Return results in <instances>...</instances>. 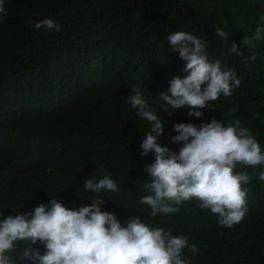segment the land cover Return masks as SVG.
Returning a JSON list of instances; mask_svg holds the SVG:
<instances>
[{
	"label": "trees",
	"instance_id": "obj_1",
	"mask_svg": "<svg viewBox=\"0 0 264 264\" xmlns=\"http://www.w3.org/2000/svg\"><path fill=\"white\" fill-rule=\"evenodd\" d=\"M0 17V211L31 213L55 199L70 209L105 199L102 211L122 226L131 216L152 227L184 235L199 251L184 250L191 264H264V181L259 166L238 164L247 172L248 213L226 228L193 198L171 215L151 217L139 199L152 182L144 169L140 144L150 122L127 103L133 87L164 123L161 146L172 143L176 123H189L176 110L161 109L159 94L174 77L183 78L186 62L173 51L168 36L185 31L207 42L210 61L220 59L241 81L222 119L239 120L264 151V40L254 41L256 59L243 38H251L264 17V0H3ZM52 19L60 31L35 29ZM228 33V40L215 35ZM232 42L243 56L231 52ZM235 108L236 111H232ZM210 121H207L208 123ZM155 157L151 154V160ZM135 162V168L131 166ZM151 162V163H152ZM150 165V164H149ZM110 175L119 187L112 193L87 192L84 181ZM18 244V251L27 247ZM40 253L45 251L41 247ZM15 258V257H14Z\"/></svg>",
	"mask_w": 264,
	"mask_h": 264
},
{
	"label": "clouds",
	"instance_id": "obj_2",
	"mask_svg": "<svg viewBox=\"0 0 264 264\" xmlns=\"http://www.w3.org/2000/svg\"><path fill=\"white\" fill-rule=\"evenodd\" d=\"M4 14L6 9L0 0V17ZM34 27L61 30L50 18ZM215 35L225 41L229 38L219 28ZM168 40L173 51L186 62V75L172 78L168 91L166 87L160 91L159 98L164 102L161 109L169 115L178 110L189 123L173 125L178 134L171 137V142L182 144L178 152L161 146L159 138L165 121L140 88L131 89L127 103L140 119L151 124L140 144V156L143 165H148L144 171L152 177V182L143 188L153 194L142 196L139 202L150 207L154 218L177 213L179 205L195 198L201 209L217 216L219 225L231 228L241 223L249 211L248 189L243 185L252 179L247 172H236V166L264 168V151L255 136L239 120L231 122L219 117L230 109V102L221 107L212 105L219 98H231L241 81L234 70L223 67L220 59H208L206 41L185 31L171 33ZM260 40H264V17L254 35L242 40L251 52L244 58L245 63L256 59L254 41ZM230 50L243 56L235 42ZM151 154L155 157L153 162ZM131 166L135 168L134 161ZM258 179L264 181V170ZM84 189L96 194L119 191L110 175L86 179ZM91 201L88 206L70 209L51 199L50 208L40 204L31 213L0 219V264H191L184 250L193 254L199 251L186 236L152 227L140 216H131L122 226L115 214L101 210L105 199L97 196ZM20 242L28 246L18 251ZM43 246L45 251L41 254L39 249Z\"/></svg>",
	"mask_w": 264,
	"mask_h": 264
}]
</instances>
